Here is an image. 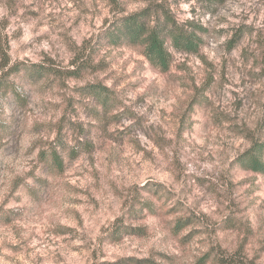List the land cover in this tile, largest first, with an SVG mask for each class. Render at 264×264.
I'll return each mask as SVG.
<instances>
[{
	"label": "rangeland",
	"instance_id": "rangeland-1",
	"mask_svg": "<svg viewBox=\"0 0 264 264\" xmlns=\"http://www.w3.org/2000/svg\"><path fill=\"white\" fill-rule=\"evenodd\" d=\"M261 144L264 0H0V264H264Z\"/></svg>",
	"mask_w": 264,
	"mask_h": 264
},
{
	"label": "trees",
	"instance_id": "trees-1",
	"mask_svg": "<svg viewBox=\"0 0 264 264\" xmlns=\"http://www.w3.org/2000/svg\"><path fill=\"white\" fill-rule=\"evenodd\" d=\"M163 27L161 24L155 25L146 24L139 16H132L126 23L119 28L132 36L134 42L140 41L145 46V54L153 62V64L166 70L169 68L172 61V54L167 45L170 41L172 45L179 49L190 53H196L202 41L197 30L193 27L184 30V27L177 25L174 22H168ZM264 146L261 144L253 148L252 154L248 160L250 169L257 172H264V162L260 156L255 154L256 150H260ZM52 155L56 160L57 165L62 166L63 162L58 156V151L53 150Z\"/></svg>",
	"mask_w": 264,
	"mask_h": 264
}]
</instances>
